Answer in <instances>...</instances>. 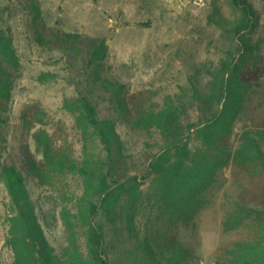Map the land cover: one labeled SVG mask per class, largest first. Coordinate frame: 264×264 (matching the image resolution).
Instances as JSON below:
<instances>
[{"label": "rangeland", "instance_id": "obj_1", "mask_svg": "<svg viewBox=\"0 0 264 264\" xmlns=\"http://www.w3.org/2000/svg\"><path fill=\"white\" fill-rule=\"evenodd\" d=\"M249 1L258 20L237 32L241 10L233 0H0V25L10 28L21 61L8 103V123L0 130V154L19 162L26 143L35 152L34 134L38 127H45L57 147L69 153L79 166L84 159H91L96 166L94 172L104 173L107 152L98 140L84 138L75 116L64 105L67 99L90 94L100 117L116 122L122 150L130 155V174H145L150 156L164 141L157 129L136 126L137 117L162 108L165 99L173 96L185 103L186 122L202 127L208 119L198 110L193 91H206L210 73L223 59L233 58L234 63L241 59L240 75L248 91L231 133L215 138L236 150L246 129L264 130V0ZM37 29L45 37L42 45L36 41ZM67 33L80 34L78 43L69 40ZM91 38L106 41L108 54L99 67L100 74L122 85L123 107L112 93L100 89L102 80L91 78L94 67L87 65L85 51ZM210 104L217 107L219 101ZM191 131L193 146H200L204 133H196L195 128ZM221 175L213 187L216 198L201 213L197 229H179L180 236L192 247L188 264H228L226 250L234 243H264L263 162L254 158L244 166L230 162ZM149 182L143 186L147 187L145 191L150 190ZM27 184L54 252L63 255L74 244L88 252L87 227L75 221L77 210L73 208L83 191V177L71 173L54 183L42 184L28 177ZM3 198L0 182V209ZM239 200L252 211L244 220L235 213L226 228L228 209ZM116 206L103 209L101 220L110 255L120 262L131 240L120 219V203ZM113 209L115 212H109ZM145 213V218L138 219L141 228L148 218L153 230L165 224L167 217L159 218L156 209ZM113 217L115 223L110 219ZM3 243L0 231V248ZM2 253L3 264H10L7 251L3 249Z\"/></svg>", "mask_w": 264, "mask_h": 264}, {"label": "trees", "instance_id": "obj_2", "mask_svg": "<svg viewBox=\"0 0 264 264\" xmlns=\"http://www.w3.org/2000/svg\"><path fill=\"white\" fill-rule=\"evenodd\" d=\"M233 3L241 10L237 32L256 23L257 11L249 0H233ZM36 9L40 16L38 5ZM66 36L75 43L81 37L76 33H67ZM44 38L37 29L36 41L42 45ZM90 41L85 51L87 65L94 67L91 78L93 81L102 80L100 89L112 93L119 107H123L122 85L104 79L100 74L99 67L108 54L106 41L103 38H91ZM235 59H223L210 73L207 92L198 88L193 91L192 98H197L198 110L208 119L202 122V127L186 122L187 107L173 96L165 99L162 108L142 112L137 117L136 126L157 129L164 141L161 148L150 156L145 174H130V155L122 150L124 146L116 122L100 117L96 100L90 94L75 100L67 99L64 105L75 116L84 138L98 140L107 152L104 173L94 172L96 166L91 159H84L83 166H79L69 153L57 147L53 134L45 127H38L34 134L35 152L26 143L19 162L10 155L7 158L0 154V182L4 189L0 209V231L4 238L0 264L5 263L3 249L7 251L10 264H186L192 255V247L180 236L179 229L187 232L197 229L201 213L216 198L213 187L221 180L222 168L230 162L244 166L253 158L261 160L264 166L263 129H246L236 150L227 143H218L215 138L224 132L231 133L244 107L248 85L240 75L241 59L234 63ZM20 68L21 61L11 30L0 25V130L8 123V103ZM212 100L219 101L217 107L210 104ZM191 128H195L198 134L204 133L200 146H193ZM2 141L0 131V143ZM120 169H123L121 173ZM71 173L83 177V191L73 202V208L77 210L75 221L87 227L88 252L84 253L78 244H74L66 253L58 255L47 239L27 181L29 177L38 184L54 183L58 177ZM148 182L150 190L145 191L147 187L143 186ZM118 202L120 219L131 240L125 259L120 262L110 255L106 227L101 220L103 209L116 208ZM231 207L224 221L226 228L231 226L235 213L238 212L244 220L252 211L241 200ZM147 209L150 212L156 209L159 218L165 215V224L153 230L148 218L141 228L138 219L145 218ZM110 219L116 222V217ZM226 257L228 264H249L250 261L264 264V243L239 241L227 248Z\"/></svg>", "mask_w": 264, "mask_h": 264}]
</instances>
